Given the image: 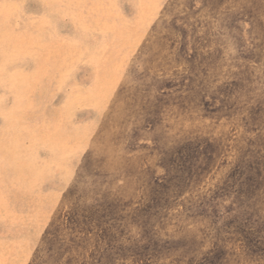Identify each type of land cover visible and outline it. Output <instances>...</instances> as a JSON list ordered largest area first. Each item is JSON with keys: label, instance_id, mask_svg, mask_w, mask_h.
Listing matches in <instances>:
<instances>
[{"label": "rangeland", "instance_id": "374dc122", "mask_svg": "<svg viewBox=\"0 0 264 264\" xmlns=\"http://www.w3.org/2000/svg\"><path fill=\"white\" fill-rule=\"evenodd\" d=\"M237 1L0 0V264H264V0Z\"/></svg>", "mask_w": 264, "mask_h": 264}, {"label": "bare ground", "instance_id": "6f19581e", "mask_svg": "<svg viewBox=\"0 0 264 264\" xmlns=\"http://www.w3.org/2000/svg\"><path fill=\"white\" fill-rule=\"evenodd\" d=\"M239 1H240V0H239ZM239 1H237V9L240 8V7H238V6H239V5H238V2H239ZM244 1H245V0H244ZM247 1H248V0H247ZM249 1H250V0H249ZM255 1H256V0H255ZM260 2H261V1H260ZM260 2H259V3L257 2V3L260 4ZM232 3H234V2H232ZM240 3H241V1H240ZM241 4H243V3H241ZM263 4H264V3H263ZM232 6H233V5H232ZM232 6H231V7H232ZM240 6H241V5H240ZM248 6H249V5H248ZM252 6H253V4H252ZM254 6H255V5H254ZM245 7H246V6H245ZM245 7H244V8H245ZM241 9H242V8H241ZM232 10H233V9H232ZM234 10H236V9H234ZM234 10H233V11H234ZM245 10H246V9H245ZM255 10H256V9H255ZM253 11H254V10H253ZM256 12H257V10H256ZM256 12H255V13H256ZM231 13H232V11H231ZM256 14H257V13H256ZM262 15H263V14H262ZM258 16H259V15H258ZM263 16H264V15H263ZM262 18H263V17H262ZM254 19H256V18L254 17ZM256 20H258V18H257ZM260 20H262V19H260ZM243 21H244V23H245V20H243ZM252 22H253V21H252ZM262 22L264 23V21H262ZM258 23H259V22H258ZM252 24H253V23H252ZM214 25H215V24H214ZM253 25H254V24H253ZM253 25H252V26H253ZM258 25H260V24H257V26H258ZM257 26H255V27H257ZM213 27H214V26H213ZM213 27H212V28H213ZM232 27H233V26H232ZM258 27H259V26H258ZM262 27H263V26H262ZM254 30H255V29H254ZM256 30H257V29H256ZM236 32H237V31H236ZM255 32H256V31H255ZM263 32H264V30H263ZM253 33H254V32H253ZM257 36H258V35H257ZM259 38H261V37L259 36ZM262 38H263V37H262ZM228 41H229V40H226V43H228ZM263 44H264V43H263ZM228 45H229V44H228ZM231 48H232V46H230V50H231ZM223 60H224V59H223ZM223 60H222V62H223ZM228 60H229V59H228ZM225 63H226V61H225ZM228 63H229V62H228ZM248 74H250V73H248ZM253 74H254V73H253ZM255 74H256V73H255ZM256 75H257V74H256ZM256 75H255V76H256ZM250 76L252 77V75H250ZM253 76H254V75H253ZM258 76H259V75H258ZM248 78H249V76L247 77V79H248ZM254 79H255V78H254ZM258 80H259V79H258ZM252 83H253V82H252ZM253 84H255V83H253ZM250 86H251V85H250ZM255 86H256V84H255ZM248 87H249V86H248ZM257 87H258V86H257ZM245 89H246V88H245ZM254 89H256V88L254 87ZM247 90H248V88H247ZM247 90H246V91H247ZM261 90H262V88H261ZM261 90H259V91H261ZM210 91L213 92L212 90H210ZM251 91H252V90H251ZM254 91L256 92V90H254ZM247 92H248V91H247ZM259 93H261V92H258V94H259ZM251 94H252V93H251ZM254 95H257V94H254ZM259 95H262V94H259ZM262 99H263V98H262ZM263 115H264V114H263ZM260 116H261V115H260ZM212 129H214V128H212ZM215 129H216V128H215ZM223 129H224V131H225L226 128H222V132H223ZM227 129H228V128H227ZM214 132H215V131H214ZM212 135H214V134H211V137H212ZM206 136H207V135H206ZM263 136H264V135H263ZM263 136H262V137H263ZM208 137H209V136H208ZM217 137H219V136H217ZM202 139H203V138H202ZM206 142H207V141H206ZM218 142H220V141H218ZM218 142H217V143H218ZM206 145L208 146L207 143H206ZM217 147H218V146H217ZM216 150H217V149H216Z\"/></svg>", "mask_w": 264, "mask_h": 264}]
</instances>
